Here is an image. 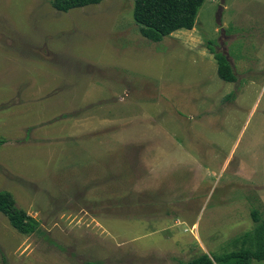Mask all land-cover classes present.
I'll use <instances>...</instances> for the list:
<instances>
[{
    "label": "rangeland",
    "instance_id": "rangeland-1",
    "mask_svg": "<svg viewBox=\"0 0 264 264\" xmlns=\"http://www.w3.org/2000/svg\"><path fill=\"white\" fill-rule=\"evenodd\" d=\"M134 5L0 0V187L40 222L0 213V264H179L264 216V0H205L159 42Z\"/></svg>",
    "mask_w": 264,
    "mask_h": 264
},
{
    "label": "trees",
    "instance_id": "trees-1",
    "mask_svg": "<svg viewBox=\"0 0 264 264\" xmlns=\"http://www.w3.org/2000/svg\"><path fill=\"white\" fill-rule=\"evenodd\" d=\"M103 0H52V5L59 11L67 12L76 7L97 4ZM205 0H135L134 19L140 26V32L152 41H162L165 36L181 29H192L196 25L198 11ZM218 74L225 81H235L236 75L228 56L215 51ZM7 141L0 136V148ZM0 213L4 214L10 224L23 234H34L40 231V222L20 207L14 195L0 187ZM257 226L253 231L236 237L237 250L226 253H200L179 264H251L253 259L264 260V216L252 211ZM238 242L240 244H238Z\"/></svg>",
    "mask_w": 264,
    "mask_h": 264
},
{
    "label": "crops",
    "instance_id": "crops-1",
    "mask_svg": "<svg viewBox=\"0 0 264 264\" xmlns=\"http://www.w3.org/2000/svg\"><path fill=\"white\" fill-rule=\"evenodd\" d=\"M253 260H257V259H253ZM253 260L251 261V264H252Z\"/></svg>",
    "mask_w": 264,
    "mask_h": 264
}]
</instances>
